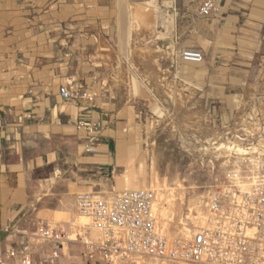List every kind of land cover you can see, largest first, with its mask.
I'll use <instances>...</instances> for the list:
<instances>
[{
	"label": "crops",
	"instance_id": "obj_1",
	"mask_svg": "<svg viewBox=\"0 0 264 264\" xmlns=\"http://www.w3.org/2000/svg\"><path fill=\"white\" fill-rule=\"evenodd\" d=\"M194 2L156 0L158 32L168 12L177 38ZM119 4L128 10L127 0H0V264H22L42 249L39 228L70 232L78 195L118 193L119 162L130 155L119 119L129 110L109 102L112 92L95 79L101 40L116 42ZM218 10L205 22L207 77L196 83L207 98L226 99L250 82L252 60L264 54V0H225ZM78 81L99 95L93 107L62 101L59 87ZM79 122L102 123L97 153L86 152Z\"/></svg>",
	"mask_w": 264,
	"mask_h": 264
},
{
	"label": "rangeland",
	"instance_id": "obj_2",
	"mask_svg": "<svg viewBox=\"0 0 264 264\" xmlns=\"http://www.w3.org/2000/svg\"><path fill=\"white\" fill-rule=\"evenodd\" d=\"M130 3L127 0L128 7ZM159 7L167 10L166 5ZM119 9L116 42L108 46L101 40L103 48L96 56L100 70L95 79L100 81V89L112 92L109 102L129 110L119 119L124 122L121 134L131 150L123 148L124 158L130 155L119 162L121 176H117L126 180V186L116 191L152 190L158 223L163 230L179 231L196 222L210 192L227 185L234 171L241 177H249L257 168L264 172V54L261 51L263 56L252 60L250 82L228 89L231 96L226 99L207 98L196 83L198 76L202 80L207 74L204 64L179 59L185 49L200 52L206 39L202 36L209 30L205 22L190 8L189 20H180L177 38L174 31L162 38L155 16L146 22L151 25L149 29L141 24L137 30L129 10L120 4ZM133 45L147 50L146 57L135 54ZM82 216L74 210L71 230L66 234L51 226L62 240L49 243L40 238L37 243L44 247L26 261L91 264L84 242L94 240L89 230L93 222ZM50 247L58 252V258H51ZM119 264L160 263L131 259Z\"/></svg>",
	"mask_w": 264,
	"mask_h": 264
},
{
	"label": "built area",
	"instance_id": "obj_3",
	"mask_svg": "<svg viewBox=\"0 0 264 264\" xmlns=\"http://www.w3.org/2000/svg\"><path fill=\"white\" fill-rule=\"evenodd\" d=\"M225 0H195L193 15L213 24ZM184 62L201 63V53L183 50ZM62 101L93 107L97 93L82 82L59 87ZM1 127V126H0ZM87 133L86 152L99 147L101 122H79ZM154 193L138 188L108 197L80 194L75 200L78 213L91 218L98 233L84 242L86 259L91 264H119L128 260H150L160 264H264V172L257 168L249 177L235 171L229 183L214 188L196 217V222L175 232L163 230L153 210ZM52 242L62 236L49 227L38 230ZM58 258V252H52ZM23 264H29L26 260Z\"/></svg>",
	"mask_w": 264,
	"mask_h": 264
},
{
	"label": "bare ground",
	"instance_id": "obj_4",
	"mask_svg": "<svg viewBox=\"0 0 264 264\" xmlns=\"http://www.w3.org/2000/svg\"><path fill=\"white\" fill-rule=\"evenodd\" d=\"M128 8H129L128 10L130 12V17H132V18L134 17L133 19L138 22L137 23L134 20H132V23L135 25L137 30H139L141 24H142V26L144 25L146 27V29H149V27H151V25L150 24L148 25L146 22L147 21L151 22L152 19L154 18V16L156 15V12H157L156 0H131V3H130ZM131 11H132V15H131ZM155 21H156V19H155ZM134 50H135V54H142L145 57L148 53L147 50H145L143 47H141L139 45H133V51ZM136 51H137V53H136ZM122 154H123V151L120 152V155H122ZM119 157H121V156H119ZM116 183H117L118 188L126 186V180L123 178L122 179L116 178ZM153 202H154V200H153ZM153 210H154V212L157 211L156 205L153 206ZM82 217L86 218L90 223V218L88 216L84 215ZM89 223H88V225H89ZM89 228H90L89 230L91 232L90 238L96 239L98 237L97 231L95 229H93L92 227H89Z\"/></svg>",
	"mask_w": 264,
	"mask_h": 264
},
{
	"label": "water",
	"instance_id": "obj_5",
	"mask_svg": "<svg viewBox=\"0 0 264 264\" xmlns=\"http://www.w3.org/2000/svg\"><path fill=\"white\" fill-rule=\"evenodd\" d=\"M158 8H160V7L158 6ZM159 11H158V13H159ZM166 15H167V27H166L165 31L164 30L160 31L161 32L160 37H162V38L164 37L165 34H173V31H174L173 15L168 13V12L166 13Z\"/></svg>",
	"mask_w": 264,
	"mask_h": 264
}]
</instances>
